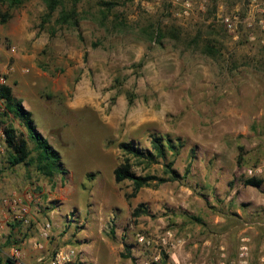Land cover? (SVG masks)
<instances>
[{
	"label": "rangeland",
	"instance_id": "obj_1",
	"mask_svg": "<svg viewBox=\"0 0 264 264\" xmlns=\"http://www.w3.org/2000/svg\"><path fill=\"white\" fill-rule=\"evenodd\" d=\"M74 1L47 20L42 0L0 3L1 84L65 171L11 167L0 142V264H51L68 249L67 264H264V0ZM2 111L0 100V129L27 139ZM151 135L179 139L166 162L189 173L126 199L116 144L147 149ZM131 163L166 177L160 163Z\"/></svg>",
	"mask_w": 264,
	"mask_h": 264
},
{
	"label": "trees",
	"instance_id": "obj_2",
	"mask_svg": "<svg viewBox=\"0 0 264 264\" xmlns=\"http://www.w3.org/2000/svg\"><path fill=\"white\" fill-rule=\"evenodd\" d=\"M26 0H0L6 2L9 7H16ZM46 6L44 20L50 18L51 14L60 5L62 0H42ZM79 0L73 2V6ZM74 16V8L68 12L61 13V21L72 19ZM8 14L0 15L1 22H4ZM207 54L213 56L216 53L213 45H205ZM264 49V48H263ZM0 100L3 103L2 117H12L18 119L27 131V139L31 142L32 147H28L26 138L18 135L16 130L9 124H4L2 127L4 134V144L7 148L6 161L9 166H16L19 164H31L36 173L46 177L52 178L55 173L64 174L65 171L61 167L60 157L58 153L48 144L43 136L36 131L33 122L30 118L29 112L23 108L21 102L15 99L11 93V87L5 84H0ZM149 148L139 149L134 144L128 141H122L116 144V148L120 151V162L112 170V179L115 184L128 181L131 185V192L126 195V199L133 198L136 193L151 184L160 185L165 182L178 181L184 179L189 173V166L187 165L181 176L172 168L173 161L166 162L168 153L170 156H176L180 146L179 139H170L167 136L151 135L149 137ZM33 157H30V153ZM192 153V151H191ZM131 159L139 160L145 164L160 163L163 167V174L166 177H156L154 175H137L132 170ZM91 175H88L90 177ZM262 180L256 177H247L242 179L244 186L257 188L261 185ZM146 214V209L143 204L139 203L132 210L131 216L137 218ZM124 250L128 251V246L124 245ZM3 264H15L10 258H6Z\"/></svg>",
	"mask_w": 264,
	"mask_h": 264
},
{
	"label": "built area",
	"instance_id": "obj_3",
	"mask_svg": "<svg viewBox=\"0 0 264 264\" xmlns=\"http://www.w3.org/2000/svg\"><path fill=\"white\" fill-rule=\"evenodd\" d=\"M223 22L225 23V26L227 28H229L231 25L228 22V19H224ZM3 82V78L0 77V84ZM3 141L4 142V134H3V130L0 129V142ZM10 201L8 202V204L11 206V208H13L15 206V200L14 199H9ZM7 203L6 199L3 201V204ZM48 227V225H46V228ZM46 234L44 233L43 236H45ZM139 240H142V237L139 238ZM74 257V253L72 250H59L56 251L54 253V258L51 262V264H67L69 263L72 258Z\"/></svg>",
	"mask_w": 264,
	"mask_h": 264
}]
</instances>
